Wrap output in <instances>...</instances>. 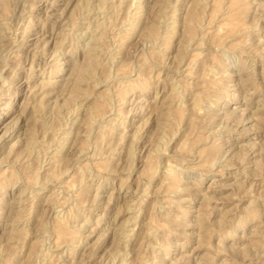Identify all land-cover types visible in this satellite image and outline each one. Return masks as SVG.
I'll return each mask as SVG.
<instances>
[{
	"label": "rangeland",
	"instance_id": "1",
	"mask_svg": "<svg viewBox=\"0 0 264 264\" xmlns=\"http://www.w3.org/2000/svg\"><path fill=\"white\" fill-rule=\"evenodd\" d=\"M3 132L0 264H264V0H0Z\"/></svg>",
	"mask_w": 264,
	"mask_h": 264
},
{
	"label": "bare ground",
	"instance_id": "2",
	"mask_svg": "<svg viewBox=\"0 0 264 264\" xmlns=\"http://www.w3.org/2000/svg\"><path fill=\"white\" fill-rule=\"evenodd\" d=\"M194 11H195V10H194ZM166 14H167V13H166ZM177 14H178V13H177ZM194 14H195V13H194ZM191 18H192V17H191ZM192 19H193V18H192ZM189 20H190V19H189ZM189 22H190V21H189ZM192 22H193V21H191V23H192ZM192 24H193V23H192ZM192 24H191V25H192ZM189 25H190V24H189ZM90 37H91V36H90ZM161 38H162V37H161ZM95 46H96V45H95ZM92 47H93V46H92ZM88 50H89V49H88ZM83 70H84V69H83ZM52 84H53V83H52ZM125 84H126V83H125ZM173 93H174V92H173ZM173 95H174V94H173ZM180 96H181V95H180ZM180 96H179V97H180ZM116 97H117V96H116ZM109 98H110V97H109ZM119 102H120V101H119ZM195 103H196V102H195ZM162 104H163V103H162ZM109 105H110V104H109ZM36 106H37V104H36ZM197 106H198V105H197ZM51 107H52V106H51ZM192 107H193V106H192ZM31 108H32V107H31ZM161 108H162V107H161ZM161 108H160V109H161ZM197 108H198V107H197ZM51 109H52V108H51ZM95 110H96V109H95ZM158 110H159V109H158ZM151 114H152V113H151ZM168 118H169V117H168ZM102 119H103V117H102ZM99 120H100V119H99ZM102 128H103V127H102ZM109 132H110V131H109ZM6 134H7V133H4V132H3V133L0 135V142H1V141H4V138H5ZM27 138H28V137H27ZM85 138H86V137H85ZM33 139H34V138H33ZM159 139H160V138H159ZM159 139H158V140H159ZM26 140H27V139H26ZM28 140L31 142V141H32V138H29ZM28 140H27V141H28ZM106 142H107V141H106ZM158 142H159V141H158ZM97 143H98V142H97ZM26 145H27V144H26ZM28 146H29V145H28ZM99 146H100V145H99ZM100 148H101V147H100ZM155 148H156V147H155ZM28 149H29V148H28ZM55 150H56V149H55ZM157 151H158V149H157ZM58 154H59V153H58ZM87 158H88V157H87ZM91 158H92V157H91ZM15 159H16V158H15ZM89 159H90V158H89ZM54 161H55V160H54ZM56 161H57V160H56ZM56 163H57V162H56ZM54 164H55V163H54ZM150 167H152V166H150ZM78 173H79V172H78ZM89 175H90V174H89ZM223 178H224V177H223ZM89 179H90V177H89ZM91 179H92V178H91ZM91 179H90V180H91ZM93 180H94V179H93ZM97 197H98V196H97ZM17 198H18V197H17ZM96 199H97V198H96ZM130 208H131V207H130ZM128 209H129V208H128ZM115 218H116V217H115ZM115 218H114V219H115ZM128 219H129V218H128ZM146 220H147V219H146ZM124 221H125V220H124ZM125 222H126V221H125ZM129 223H130V222H129ZM124 225H125V223H124ZM127 226H128V224H127ZM66 228H68V227H66ZM117 247H118V246H117ZM118 249H119V248H118ZM158 254H159V253H158ZM36 255H37V254H36ZM36 257H37V256H36ZM146 261H147V260H146ZM146 263H147V262H146ZM148 263H149V262H148Z\"/></svg>",
	"mask_w": 264,
	"mask_h": 264
}]
</instances>
